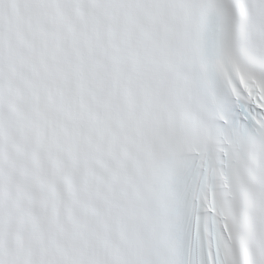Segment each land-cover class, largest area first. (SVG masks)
<instances>
[{
	"label": "snow or ice",
	"instance_id": "snow-or-ice-1",
	"mask_svg": "<svg viewBox=\"0 0 264 264\" xmlns=\"http://www.w3.org/2000/svg\"><path fill=\"white\" fill-rule=\"evenodd\" d=\"M0 264H264V0H0Z\"/></svg>",
	"mask_w": 264,
	"mask_h": 264
}]
</instances>
